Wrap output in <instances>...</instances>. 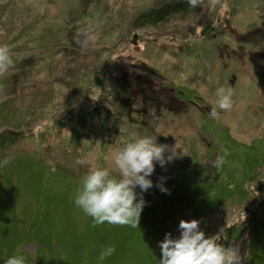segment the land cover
<instances>
[{
    "label": "rangeland",
    "instance_id": "1",
    "mask_svg": "<svg viewBox=\"0 0 264 264\" xmlns=\"http://www.w3.org/2000/svg\"><path fill=\"white\" fill-rule=\"evenodd\" d=\"M0 45L13 59L0 72V186L22 196L43 264H100L108 245L102 264H159L182 219L264 264V0H0ZM218 83L234 103L213 117ZM133 132L176 158L149 177L136 228L94 225L73 203L80 178Z\"/></svg>",
    "mask_w": 264,
    "mask_h": 264
},
{
    "label": "clouds",
    "instance_id": "2",
    "mask_svg": "<svg viewBox=\"0 0 264 264\" xmlns=\"http://www.w3.org/2000/svg\"><path fill=\"white\" fill-rule=\"evenodd\" d=\"M186 2L190 7H195L198 0ZM12 66L9 48L0 45V72ZM234 95L231 86L218 83L212 116L216 117L217 110H230ZM175 148L169 149L167 145L158 143L157 136L131 133L119 150L112 154L109 162L89 165L87 172L80 178V187L75 191L74 205L91 217L94 225L108 223L136 228L146 206L142 193L154 186L149 177L157 164L164 168L176 158ZM7 163V160L0 161V166ZM222 164L223 160H218L215 167L219 168ZM165 179L162 177L155 184L162 192L168 191ZM137 188L140 189L139 199ZM178 229L179 236L173 237L169 232L159 242V264H240L238 249L223 246L216 235H206L200 228L199 220L182 219ZM115 251V245L105 246L97 257L98 262L102 264ZM4 264H26V258L22 254H14L4 259Z\"/></svg>",
    "mask_w": 264,
    "mask_h": 264
},
{
    "label": "trees",
    "instance_id": "3",
    "mask_svg": "<svg viewBox=\"0 0 264 264\" xmlns=\"http://www.w3.org/2000/svg\"><path fill=\"white\" fill-rule=\"evenodd\" d=\"M17 196L14 192L12 194L0 186V264H4V259L14 254L24 255L27 264H43L39 253L45 242L36 238V234H32V231H28L26 227L24 232L17 212L18 203L19 201L23 203V200L22 196L19 198ZM32 243L37 250L35 257L31 260L25 246Z\"/></svg>",
    "mask_w": 264,
    "mask_h": 264
},
{
    "label": "flooded vegetation",
    "instance_id": "4",
    "mask_svg": "<svg viewBox=\"0 0 264 264\" xmlns=\"http://www.w3.org/2000/svg\"><path fill=\"white\" fill-rule=\"evenodd\" d=\"M151 72H152V70H151ZM152 73H154L155 75L157 74L156 72H152ZM158 75V74H157ZM164 86V93L163 94H168L169 92H172V95H171V98H173L174 100H176L177 102H182V103H186V104H193L192 103V101L191 100H185V99H183L182 97H181V93L179 92V91H176L174 88H170V87H168V86H166L164 83H162V87ZM161 87V88H162ZM165 88H168V90L167 89H165ZM149 92H151V90L149 91ZM163 91L161 90V93H162ZM156 93V90H153L152 92H151V96L153 95V94H155ZM163 94L161 95V98H159V100H158V102L159 103H161V102H163V101H165V100H163V99H165V95L163 96Z\"/></svg>",
    "mask_w": 264,
    "mask_h": 264
}]
</instances>
